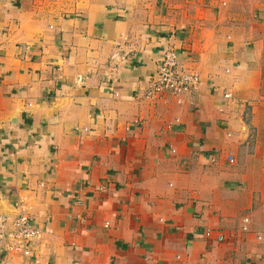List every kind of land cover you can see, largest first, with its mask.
I'll return each mask as SVG.
<instances>
[{
	"label": "crops",
	"instance_id": "1",
	"mask_svg": "<svg viewBox=\"0 0 264 264\" xmlns=\"http://www.w3.org/2000/svg\"><path fill=\"white\" fill-rule=\"evenodd\" d=\"M167 48L199 84L148 96ZM17 205L42 234L0 264H264V0H0Z\"/></svg>",
	"mask_w": 264,
	"mask_h": 264
},
{
	"label": "built area",
	"instance_id": "2",
	"mask_svg": "<svg viewBox=\"0 0 264 264\" xmlns=\"http://www.w3.org/2000/svg\"><path fill=\"white\" fill-rule=\"evenodd\" d=\"M178 58L173 48L163 51L156 72L150 77L146 88L148 96L170 92L174 95L194 91L199 84L197 73L177 71ZM226 98L229 94L224 95ZM41 230L35 227L26 211L17 205L12 213L0 212V247L25 258L32 255L34 243L40 239ZM210 236V232L207 233ZM222 241V236L216 237ZM25 264H32L28 260Z\"/></svg>",
	"mask_w": 264,
	"mask_h": 264
},
{
	"label": "water",
	"instance_id": "3",
	"mask_svg": "<svg viewBox=\"0 0 264 264\" xmlns=\"http://www.w3.org/2000/svg\"><path fill=\"white\" fill-rule=\"evenodd\" d=\"M3 210H2V208H0V212H2Z\"/></svg>",
	"mask_w": 264,
	"mask_h": 264
}]
</instances>
